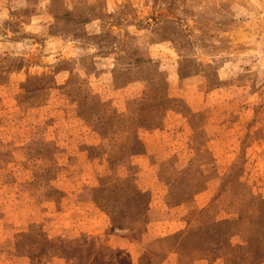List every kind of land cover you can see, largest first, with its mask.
<instances>
[{
	"label": "rangeland",
	"instance_id": "374dc122",
	"mask_svg": "<svg viewBox=\"0 0 264 264\" xmlns=\"http://www.w3.org/2000/svg\"><path fill=\"white\" fill-rule=\"evenodd\" d=\"M0 264H264V0H0Z\"/></svg>",
	"mask_w": 264,
	"mask_h": 264
},
{
	"label": "trees",
	"instance_id": "16d2710c",
	"mask_svg": "<svg viewBox=\"0 0 264 264\" xmlns=\"http://www.w3.org/2000/svg\"><path fill=\"white\" fill-rule=\"evenodd\" d=\"M147 128H150V127H147ZM147 128H146V129H147Z\"/></svg>",
	"mask_w": 264,
	"mask_h": 264
}]
</instances>
